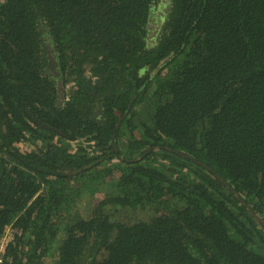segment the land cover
Returning a JSON list of instances; mask_svg holds the SVG:
<instances>
[{
  "label": "trees",
  "instance_id": "1",
  "mask_svg": "<svg viewBox=\"0 0 264 264\" xmlns=\"http://www.w3.org/2000/svg\"><path fill=\"white\" fill-rule=\"evenodd\" d=\"M0 244L264 264V0H0Z\"/></svg>",
  "mask_w": 264,
  "mask_h": 264
},
{
  "label": "rangeland",
  "instance_id": "2",
  "mask_svg": "<svg viewBox=\"0 0 264 264\" xmlns=\"http://www.w3.org/2000/svg\"><path fill=\"white\" fill-rule=\"evenodd\" d=\"M6 236L9 237L10 236V232L9 233L7 232V235Z\"/></svg>",
  "mask_w": 264,
  "mask_h": 264
},
{
  "label": "built area",
  "instance_id": "3",
  "mask_svg": "<svg viewBox=\"0 0 264 264\" xmlns=\"http://www.w3.org/2000/svg\"><path fill=\"white\" fill-rule=\"evenodd\" d=\"M2 245L0 244V247H1Z\"/></svg>",
  "mask_w": 264,
  "mask_h": 264
}]
</instances>
